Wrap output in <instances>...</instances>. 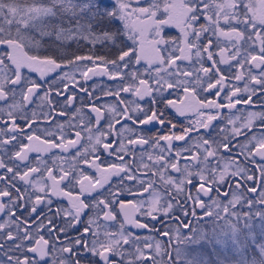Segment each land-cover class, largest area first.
<instances>
[{
    "label": "snow or ice",
    "instance_id": "1",
    "mask_svg": "<svg viewBox=\"0 0 264 264\" xmlns=\"http://www.w3.org/2000/svg\"><path fill=\"white\" fill-rule=\"evenodd\" d=\"M168 26L180 36L166 38ZM85 44L88 54H80ZM97 45L111 55L97 53ZM105 75L116 84L88 85ZM175 92L194 100L202 117L179 133L166 117L169 107L186 115L168 98ZM204 93L222 102L197 99ZM104 97L114 101L97 104ZM237 105L245 106L238 115L231 113ZM221 109L230 115L213 136ZM0 120V264H172L161 241L127 231L125 223L149 224L132 219L121 197L126 189L148 192L144 215L153 219L172 212L180 197L192 200L204 217L223 221L225 233L249 218L243 207L264 210V0H0ZM152 124L167 126L168 134L146 135ZM33 152L41 155L33 159ZM82 163L99 178L85 175ZM197 177L196 195L186 194ZM160 189L174 191L163 197ZM61 196L70 207L54 202ZM169 231L184 242L180 228Z\"/></svg>",
    "mask_w": 264,
    "mask_h": 264
},
{
    "label": "flooded vegetation",
    "instance_id": "2",
    "mask_svg": "<svg viewBox=\"0 0 264 264\" xmlns=\"http://www.w3.org/2000/svg\"><path fill=\"white\" fill-rule=\"evenodd\" d=\"M255 3L259 5V0H255ZM163 35L167 37H179L180 31L175 26H168L164 29ZM143 55L147 58L148 56H153L154 53L152 51V47L149 46L146 43V47L144 49ZM149 57V58H150ZM217 59L219 56L217 55ZM146 66L144 62H141V67ZM32 75L36 78L39 77V73H32ZM57 76L56 72L50 73L48 79H51L53 77ZM239 84L241 87H243V82H236L233 81V84ZM116 83H113L115 85ZM82 95V94H81ZM122 95L126 96L128 99H134V97L131 96V94H124ZM207 97V99H216L217 102H222L220 97H215L208 95L206 93L201 94V96L197 97V99H203L204 97ZM169 99H172L176 102V104L182 108L185 109L186 115L185 116H179L176 113V110L172 107L167 108L166 110V117L167 119H170L173 123L177 125L176 131L179 133L180 129L182 127H188V126H195L196 121L198 119H201L198 115V111H200L195 103L194 100H191L188 97H185V95L182 92H175L173 93ZM114 97H104L102 100L97 101V104L102 105L105 102H113ZM226 103L227 101H223ZM144 103V102H141ZM75 107H81V103L79 99L77 100V103ZM163 107V105H161ZM244 105H237L236 109H232L231 113H236L238 109H243ZM73 109H69V112L71 113ZM205 112L207 110H204ZM89 112V108L87 107V100L84 101L83 106V114H85V119H87V113ZM213 114H215V111L213 110ZM94 115V114H93ZM230 115V111L228 109H221L220 110V117L217 120H214L212 122V129L211 134L215 136L219 129L225 127L226 120L223 119V117H227ZM6 119V118H5ZM58 119L61 122H65V117H58ZM9 126L11 125V121H6ZM4 121L0 120V127H3ZM18 123H23V121H18ZM54 127V126H53ZM138 127H144V126H138ZM230 127V125H229ZM168 127L167 126H161L159 124H152L148 125L145 128V134L150 136H155L157 133L159 134H168ZM203 132L204 130L201 129ZM66 134L68 136V139H74V132L71 130L66 129ZM192 136L195 137V133H192ZM187 139V138H186ZM241 141L243 140V137H239ZM27 143V141H25ZM175 146L177 147H183L185 146L184 141H174L173 142ZM192 141H189V144H191ZM75 149H69L67 153H63L66 156L71 155ZM192 151L195 152V147L192 148ZM53 152L60 153V150H53ZM37 155H41L40 153H30L31 158H35ZM45 159H48L50 153H43L42 154ZM187 153H184V156H186ZM104 159V156L101 157ZM109 160L115 159L114 157L108 158ZM126 159H129L126 157ZM259 159V158H257ZM99 163V161H97ZM178 163L181 165L184 163L183 157L179 158ZM102 167L106 165H101ZM80 168L85 170V175L90 176L92 179H98L99 174L96 172L95 168L89 167L87 164H81ZM142 171V170H141ZM168 172L176 176L178 178L179 174L172 172L171 169H168ZM146 178V177H145ZM256 181L257 184L260 180V174L257 170L256 172ZM115 179V178H113ZM202 183L197 178H193L192 183L187 185L185 188V193L190 194L192 196L196 195V191L199 189V185ZM161 194L163 197H167L171 195L172 190H164L160 189ZM65 191H68V189H65ZM72 195H78L79 189L78 186L76 188H73L71 190ZM223 195V193H221ZM125 205L127 206L126 210L128 211L130 217L134 220H136L139 223H148L149 228L148 229H136L131 224L125 223V217L123 212L120 210L118 204H114L112 206L116 216L117 221L120 223H125V228L127 231L132 232L134 235H138L140 237H148L153 239L154 241H161L168 252L171 253V257L165 256L164 259H172V264H234L233 259L239 260V264H264V254L261 252L262 248L264 247V243L262 242L264 240V215L256 216V211L264 212V210H260L257 206V208L248 209L246 206L242 208V211L244 212H250L251 215L249 218L245 220H241L238 225V230L236 233H232L231 231L228 232H222L219 226V224H222L221 221H217L214 217L213 218H206L204 217V210L199 207L198 204H194L192 200H188L186 203H183V197H180L179 199H176L173 206V211L170 212L167 216L162 214H153L155 216V219L153 217L145 216L144 213L148 210V203L147 201L150 199L148 192H134L132 195H129L127 192V189L125 190L124 196L121 197ZM206 203H210L211 201L208 200V198H203ZM144 201L143 207H139L138 202ZM54 202L60 206H63L65 208L70 207L69 201L66 197H59L54 198ZM131 202V203H130ZM172 202V201H169ZM176 205H179L180 207H183L185 209L184 212H181ZM195 211L196 215H191V212ZM239 211V210H238ZM87 214L83 217V219L87 220ZM223 222V221H222ZM216 224V225H215ZM200 225V226H199ZM79 227V226H78ZM115 227V224L113 225ZM181 229V236L184 238L183 243H178L177 239L175 238V233L169 231V229ZM165 232H168V235H165ZM221 233L222 236H226L227 239L231 240V243L226 244L225 246L219 245L214 242V236L216 234ZM75 232L71 233V235L75 236ZM234 235L235 240L238 239V235H243L242 241H245L241 243V240H239V243H234L230 235ZM245 234V235H244ZM216 238V237H215ZM147 255L146 259L150 261L151 259V251L148 249H145ZM227 252V253H226ZM229 256H234V258H229ZM159 259V258H158ZM228 262V263H227Z\"/></svg>",
    "mask_w": 264,
    "mask_h": 264
},
{
    "label": "rangeland",
    "instance_id": "3",
    "mask_svg": "<svg viewBox=\"0 0 264 264\" xmlns=\"http://www.w3.org/2000/svg\"><path fill=\"white\" fill-rule=\"evenodd\" d=\"M129 43H131V42H129ZM147 44H148V43H147ZM148 45L151 46L150 44H148ZM145 47H146V44H145V46H144V49H145ZM149 57H150V56H148L147 58H149ZM141 62H144V64L146 65V61L142 60ZM142 66H143V64H142ZM99 67L102 68V66H99ZM63 71H70V69H65V70H63ZM76 75H77V78L79 79V73H77ZM87 83H88L89 86H91V85H98V86H99V85L102 83V84H104L103 87H107V86H112V84H113V83H116V81L110 80V79L105 75V76H94V77H93L91 80H89ZM113 86H114V85H113ZM54 150H57V149H54ZM59 150H60V149H59ZM221 223H222V224H219V226H221L220 228L223 227L224 222L221 221ZM215 225H216V224H215ZM199 226H200V225H199ZM244 235H245V234H244ZM215 237H216V238H215ZM229 237H231V239L233 240L234 243H239V242H240L239 240H241V243H242V242H244L245 239H246V237H245L244 241H242V238L244 237L243 235H240V236L238 235V239H237V240H235L233 234L230 235ZM214 242L217 243V244H219V245L225 246L226 244L231 243V240H230V239H227L226 236H222V234L219 233V234H216V235L214 236ZM262 242L264 243V240H263ZM261 252L264 254V247L262 248ZM226 253H227V252H226ZM229 258H234V256H229ZM233 260L236 261V262H233L234 264H239V260H237V259H233ZM227 263H228V262H227Z\"/></svg>",
    "mask_w": 264,
    "mask_h": 264
},
{
    "label": "trees",
    "instance_id": "4",
    "mask_svg": "<svg viewBox=\"0 0 264 264\" xmlns=\"http://www.w3.org/2000/svg\"><path fill=\"white\" fill-rule=\"evenodd\" d=\"M89 45H84L83 47H81L80 48V54H88V50H89ZM69 48L70 49H72V48H75V45L74 44H72V45H69ZM96 51H97V53H99V54H104V55H111V53L110 52H108L107 50H105V49H103L101 46H99V45H97V47H96V49H95ZM98 65H99V62H98ZM99 66H102V65H99ZM103 67V66H102ZM67 69V68H66ZM63 70H65V69H63ZM59 72H60V70H57L56 71V75H58L59 74ZM48 78V77H47ZM99 86H104V84H100Z\"/></svg>",
    "mask_w": 264,
    "mask_h": 264
}]
</instances>
